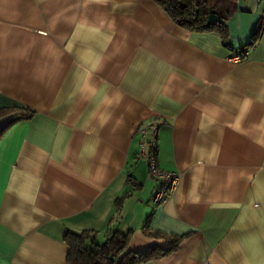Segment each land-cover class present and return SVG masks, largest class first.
<instances>
[{
  "label": "crops",
  "instance_id": "obj_1",
  "mask_svg": "<svg viewBox=\"0 0 264 264\" xmlns=\"http://www.w3.org/2000/svg\"><path fill=\"white\" fill-rule=\"evenodd\" d=\"M227 27L226 43L187 30L155 0H0V110L22 109L0 118L17 120L0 264H67V231L114 230L132 231L127 253L181 239L141 264H264V0H237ZM152 121L179 175L159 206L139 157Z\"/></svg>",
  "mask_w": 264,
  "mask_h": 264
},
{
  "label": "trees",
  "instance_id": "obj_2",
  "mask_svg": "<svg viewBox=\"0 0 264 264\" xmlns=\"http://www.w3.org/2000/svg\"><path fill=\"white\" fill-rule=\"evenodd\" d=\"M155 1L179 27L199 33L217 31L223 36L226 43L228 38L227 22L235 12L237 0ZM261 31L262 28L255 35L250 46L256 43ZM18 109L21 108L0 110V118L13 111H18ZM24 113L29 115L31 111L25 110ZM16 122L17 120L9 122L0 130V142ZM130 182L133 183V181ZM123 198L124 196L116 202L118 207L121 205ZM131 236L132 231L114 230L109 233L104 243H99L95 232L75 233L67 231L64 236V242L68 248L67 264H141L168 256L178 248L181 240L178 238L172 239L168 250L154 247L142 253H127ZM121 257L123 258L121 259Z\"/></svg>",
  "mask_w": 264,
  "mask_h": 264
},
{
  "label": "built area",
  "instance_id": "obj_3",
  "mask_svg": "<svg viewBox=\"0 0 264 264\" xmlns=\"http://www.w3.org/2000/svg\"><path fill=\"white\" fill-rule=\"evenodd\" d=\"M243 60V55L231 58V61L235 63H240ZM158 131L159 125L156 121L145 123L138 129V132L142 137L139 157L147 162L150 176L160 181V186L154 198L155 205L159 206L164 204L168 197L176 192L179 184V175L173 172L163 171L157 164L159 149Z\"/></svg>",
  "mask_w": 264,
  "mask_h": 264
}]
</instances>
